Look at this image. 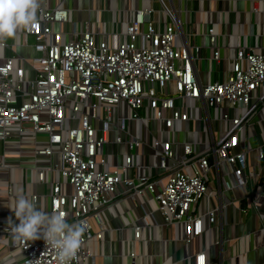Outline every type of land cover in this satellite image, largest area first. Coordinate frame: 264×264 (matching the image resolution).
<instances>
[{
    "label": "built area",
    "instance_id": "obj_1",
    "mask_svg": "<svg viewBox=\"0 0 264 264\" xmlns=\"http://www.w3.org/2000/svg\"><path fill=\"white\" fill-rule=\"evenodd\" d=\"M39 12L31 29L24 28L26 35L35 38L34 76L28 78L25 68L16 66L12 57L0 65V140L47 136L46 144L35 143L33 156L38 179L50 185V192L44 194L49 199L48 212L59 213L69 224L83 229L80 246L70 264H95V255L87 243L104 237L102 214L113 204L120 185L126 187L133 200L150 195L157 202V208L134 227L135 242L141 241L143 227L151 224L149 216L155 213L168 225L183 224L186 242L200 234L203 217L193 212V206L208 195L210 173L221 163L233 168L223 182L227 191L234 184L245 187L249 181L253 185L262 181L264 186V138L253 148L258 155V169L248 171L250 148L239 149L247 140L248 127L254 123L250 117L255 107L254 94L264 86V53L239 49L227 77L203 85L195 74L190 50L177 47L179 20L173 13L167 29L159 31L145 19L146 11L137 10L135 20L127 28L128 40L109 44L98 42L89 31L78 39L63 41L53 23L67 22L68 11L56 7L40 8ZM209 36L214 43V29L209 30ZM5 46V42L0 44ZM219 57L216 51L215 58ZM170 81H175L177 95L160 94L156 87H164ZM180 98L202 101L209 108L228 104L245 112L236 116L223 114L222 122L231 125L220 141L211 143L208 153L195 155L194 145L184 142L178 157L171 140H156L155 147L161 149L160 167L167 170L162 177L126 176L133 165L130 153L123 164L107 166L109 121L114 109L125 103L130 119L148 123L152 118L143 116L142 111L149 107L156 111L155 119L171 128L175 121L190 119L188 112L176 108V99ZM162 109H171V117H164ZM102 110L109 121L100 130L95 121ZM116 140L122 142L121 137ZM140 143L135 137L129 148ZM13 188L14 184L9 183L10 193ZM39 196H33L35 203ZM261 196L264 197V187ZM219 211L209 210L210 223L219 222ZM92 219L99 223L100 231H94ZM0 232L9 233L8 225L0 222ZM14 245L23 254V264H58L55 250L46 247L43 239L28 246ZM131 256L135 259L137 252L132 251ZM194 259L196 264H206L204 252L197 253Z\"/></svg>",
    "mask_w": 264,
    "mask_h": 264
},
{
    "label": "crops",
    "instance_id": "obj_2",
    "mask_svg": "<svg viewBox=\"0 0 264 264\" xmlns=\"http://www.w3.org/2000/svg\"><path fill=\"white\" fill-rule=\"evenodd\" d=\"M37 19L40 8L56 7L68 11L67 22H55L53 28L62 33L63 41L78 39L84 32L93 33L98 42L109 44L128 40L127 28L135 20L137 10L146 11L145 19L152 21L157 30L164 31L171 23L173 13L179 20L178 48L191 52L195 74L203 85L223 81L231 69L239 49H254L264 53V0H37ZM214 29L213 43L209 30ZM0 47V65L9 57L15 58L16 66H23L26 76L32 78V58L37 54L35 38L26 35L21 28L15 38L4 41ZM18 42V43H17ZM219 52V59L215 52ZM162 95L176 96L175 81L164 87L157 86ZM250 117L254 122L247 129V140L239 149L248 150V171L258 169L256 148L264 138V86L255 92ZM176 108L188 112L190 119L175 121L166 128L163 121L154 118L156 111L145 107L143 116L151 117L148 123L130 119L128 106L123 103L112 113V121L102 110L95 121L98 129L109 121L110 142L107 144V166L115 168L125 162L127 154L133 155V165L125 173L128 177L164 176L167 170L160 167V150L156 140L169 139L174 151L180 157L184 142L194 145L195 155L210 150L212 142L220 141L231 123H223L224 113L232 116L245 111L231 108L228 104L209 108L202 101L193 98L176 99ZM164 117L172 115L171 109L161 110ZM119 137L121 143H117ZM138 138L141 143L134 149L129 142ZM245 138V137H244ZM35 143L46 144L47 136L13 138L0 140V222L7 225L13 214L9 207L17 195H24L39 209L47 213L50 185L42 183L34 170ZM43 163H46L45 161ZM171 165L173 162L170 163ZM233 168L228 163L214 167L209 176L208 195L193 206V212L203 217V230L186 242L183 224L168 225L155 213L150 215L151 224L143 227L141 241H134L136 225L142 224V217L157 208V202L150 196H128L126 187L120 185L113 204L103 212L106 227L104 237L91 239L87 246L95 255V264H196L194 256L204 252L206 264H264V197L263 184L245 187L235 185L227 191L223 182ZM9 183L14 184L9 192ZM66 188L69 189L68 185ZM40 195L38 202L34 195ZM250 194L251 197H246ZM220 209L219 222L210 223L209 210ZM95 232L100 225L92 219ZM0 232V264H23V254L9 235ZM137 252L135 259L132 251ZM91 264V261L88 263Z\"/></svg>",
    "mask_w": 264,
    "mask_h": 264
},
{
    "label": "clouds",
    "instance_id": "obj_3",
    "mask_svg": "<svg viewBox=\"0 0 264 264\" xmlns=\"http://www.w3.org/2000/svg\"><path fill=\"white\" fill-rule=\"evenodd\" d=\"M38 6L37 0H0V44L15 38L21 28L31 29ZM9 209L13 215L7 225L14 243L28 246L43 239L55 250L58 264H70L81 243L79 225L69 224L59 213L42 211L24 195H17Z\"/></svg>",
    "mask_w": 264,
    "mask_h": 264
}]
</instances>
